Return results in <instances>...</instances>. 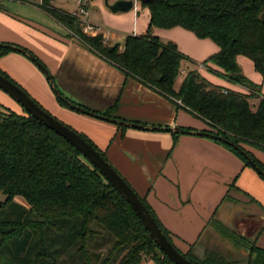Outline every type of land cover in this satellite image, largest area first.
Here are the masks:
<instances>
[{"label": "trees", "instance_id": "16d2710c", "mask_svg": "<svg viewBox=\"0 0 264 264\" xmlns=\"http://www.w3.org/2000/svg\"><path fill=\"white\" fill-rule=\"evenodd\" d=\"M144 5L151 12L150 30L181 26L200 39L214 41L219 51L203 65L234 84L247 87L249 93L216 86L197 69L185 70L184 63L191 62V58L175 42H163L151 33L128 35L122 50L121 44H105L102 33H86L82 22L71 12L58 9L48 0L40 6L121 68L127 78L138 79L203 119L211 137H225L244 149L249 145L264 151V95L246 77L238 61L239 55L248 57L264 77V0H153ZM9 52L16 51L0 47V58ZM0 73L21 86L6 71L0 69ZM182 73L186 77L176 87ZM254 98L259 99L258 104L252 102ZM57 100L70 108L59 97ZM116 105L108 112L86 108L118 118L111 115ZM81 136L109 160L92 139ZM246 150L264 170V163ZM235 151L253 167L241 152ZM0 191L7 196L6 202L0 204V256H4L1 264H175L156 244L127 200L85 154L25 109L18 112L1 102ZM16 197L24 198L28 206L16 202ZM140 198L174 244L146 199ZM8 205L11 209L6 213ZM214 223L227 231L219 220ZM106 246L107 252H103L102 247ZM195 248L196 244L183 253L196 264H264V248L256 243L251 246L247 262L227 258L216 250L200 257L195 255Z\"/></svg>", "mask_w": 264, "mask_h": 264}, {"label": "crops", "instance_id": "0c3cea01", "mask_svg": "<svg viewBox=\"0 0 264 264\" xmlns=\"http://www.w3.org/2000/svg\"><path fill=\"white\" fill-rule=\"evenodd\" d=\"M3 1L6 2L0 5V42L19 45L35 54L54 78L60 92L75 104L108 112L116 103L111 115L127 122L208 130L203 119L190 113L178 101L136 78H127L121 68L73 35L44 6L31 0ZM8 1L18 3L7 4ZM91 4H100V0H87V8ZM51 5L74 12L79 8L80 0H75L74 11L54 3ZM137 12L138 15L135 12L122 15L123 12L111 13L104 8L102 22L107 28L98 21L95 24L88 22L96 29L90 35L109 33L107 44L110 46L121 44L122 37L128 35L169 36L172 41L168 42H175L191 58L192 69L211 79L204 73L207 68L201 67L204 62L195 63L194 60L210 58L219 51L217 44L200 39L181 26L150 30L149 8L145 6L141 14ZM52 25L62 32H56ZM181 34L189 42L207 48L206 57H197L198 54L187 49ZM112 40L114 43L111 44ZM0 69L32 96L41 98L49 111L84 133L107 154L114 168L146 199L180 251L188 252L191 246L196 244L197 247L206 235L212 234L213 224L217 228L214 220H219L226 228L232 223L245 228L256 245L264 248V178L228 145L211 136L179 133L175 136L165 130L131 126L123 129L116 123L66 109L59 105L37 63L20 52L4 54L0 58ZM221 87L232 89L226 85ZM235 87L233 90L249 93L247 87L240 84ZM245 148L264 163L263 150L249 145Z\"/></svg>", "mask_w": 264, "mask_h": 264}, {"label": "water", "instance_id": "95a60500", "mask_svg": "<svg viewBox=\"0 0 264 264\" xmlns=\"http://www.w3.org/2000/svg\"><path fill=\"white\" fill-rule=\"evenodd\" d=\"M106 5L113 12H127L134 7V0H117L113 3H110V0H105ZM143 3H150L153 0H139ZM0 47H7L15 50L16 52H20L26 55L30 60L36 62L42 72L47 77L50 87L57 97L62 99L66 104L70 106L80 113H85L91 116H94L97 119H103L105 121L116 123L118 125H125L127 127H136L140 129H153V130H165L172 133L179 134H197L203 136H210L209 132L206 131H198V130H188L182 128L180 126H152V125H144L136 122H127L118 118H111L109 116H105L101 113H93L86 107H81L78 104H75L68 98H66L62 92H60L54 78L49 74L48 69L42 63L36 60L35 56H33L30 52L24 49L21 46H17L10 43H0ZM0 89L7 92L11 97H13L16 102L21 104L23 109L29 112L35 119L37 118L39 121L47 125L50 129L56 131L59 135H61L67 141H70L82 154H85L92 164L99 169L107 180L113 184V186L121 193L125 200L130 204L131 208L135 211L136 215L139 216L142 224L145 229L150 231L151 236L153 237L156 244L161 248V250L168 256V258L173 261L175 264H196L192 260H189L185 257L184 253L180 251L176 245H174L168 236L161 230L158 222L156 221L153 214H151L150 210L147 208L143 200L140 198L139 194L136 192L133 186L127 182L124 176L120 173L118 169H115L109 160H107L99 151L86 139L81 136V134L72 128L70 125L62 122L58 117L54 114L49 113L45 108L40 106L29 93H27L21 86L16 84L10 78L0 73ZM220 141L226 142L230 146L241 152L248 162L253 165L255 170L262 176H264V170L262 167L257 165L252 157L249 155L248 151L244 149L241 145L234 143L231 140L226 139L221 136H213Z\"/></svg>", "mask_w": 264, "mask_h": 264}, {"label": "rangeland", "instance_id": "374dc122", "mask_svg": "<svg viewBox=\"0 0 264 264\" xmlns=\"http://www.w3.org/2000/svg\"><path fill=\"white\" fill-rule=\"evenodd\" d=\"M31 1H34L38 4V3H40L41 0H31ZM48 1L50 4L54 3L56 5L62 6L63 8L73 10V11L76 10V7H77V6H75V0H48ZM115 1H117V0H110V3H113ZM1 2L5 3L6 1L0 0V5L2 4ZM10 3L11 4H17L18 2H16V3L15 2L12 3V1L7 2V4H10ZM134 4H135L134 7L131 10L127 11V13L135 12L138 15L139 13L137 11H139L141 14L142 8L145 7L144 3L139 1V0H134ZM136 7L139 9H137ZM104 8H107L111 13H114L106 5L105 0H100V4H96L95 6H94V4H91V6L89 8H87V13H88V15L86 16L87 22H89L91 24L92 23L95 24L96 21H98V23H100L101 26H104V28H107V26H105L104 23L102 22L101 11ZM118 13H120V12H118ZM127 13L123 12L122 15H126ZM49 26H51V25H49ZM52 28L54 30H57L56 32H58V31L62 32V30H58L56 26L52 25ZM183 29H185V28H183ZM186 31H188V30H186ZM72 34L75 35L74 33H72ZM180 38L184 42V46H186L187 49L194 51L195 54H198L197 57H206V54H208L209 51L207 48L200 47V46L194 44L193 42H189L188 40H186V37H184L182 34H181ZM160 39L163 40L164 42L172 41V40H170L169 36H166V35L160 36ZM205 39H209V38H205ZM121 40H122L121 41V44H122V42H124L126 40V37L125 38L122 37ZM209 40L212 41L211 39H209ZM212 42L215 43L214 41H212ZM3 43H5V42H3ZM110 43L112 44V43H114V41L112 40ZM200 48H203V49H200ZM199 60L200 61L195 59L194 61H195V63L206 62L209 60V58L208 57L199 58ZM238 61H239V64L241 66V69H242L243 73L246 75V77L249 78L253 83H255V85H256V83H258V86L257 85L256 86L260 88V92L264 93V77L261 75V73L259 71H257L255 69L254 63L252 62V60L246 56L239 55ZM209 64H211V63L209 62ZM184 68L187 70H191L192 68H194L193 62L186 61L184 63ZM204 73H208V76L211 79H208L204 76L203 77L208 79L212 84L219 86V87H221L222 85H226L227 87H230L232 89H236V87H235L236 84L227 80L223 76L221 77V76L215 74L214 72H212L208 69H206ZM185 77H186V74L182 73L178 77L176 84L177 85L181 84V82L185 79ZM32 97L34 99H37V101H39V103L43 106V108H46L47 110L49 109L44 104V102H42L43 100L41 98H40L41 99L40 100L37 97H34V96H32ZM0 102L4 105L6 104V105L10 106L13 109H16L18 112H23L22 107L19 106V104L16 101H14L13 98L9 94H7L5 91L3 92L1 89H0ZM252 102L258 103V98H254L252 100ZM59 105L61 106L60 103H59ZM52 112L53 111H51V113ZM53 114L55 116H57L54 112H53ZM79 133H81V132H79ZM83 135H84V133H83ZM6 199H7V196L3 192L0 191V204L3 205L2 203H5ZM15 201L28 206V203H26L24 198L22 199L21 197H16ZM10 209L11 208L8 205V207L5 208L6 213L10 212ZM213 226L214 227L212 229V234L206 235L204 237L203 241L201 242V244H199L195 248V250H194L195 255L203 257L206 251L216 250L227 258L237 259L240 261H246L247 262L249 260V257H250L251 246H253L255 244L254 243L255 239H252V236L248 233V231L245 228H240L239 226H236V223L235 224L232 223L231 225L227 226V228H228L227 231H222L220 229L215 228L214 224H213ZM245 239H247L248 241ZM106 248H107V246L102 247L103 252H107ZM3 261H4V256H0V264ZM69 264H71V263H69ZM72 264H79V261L77 263H75V261H73ZM144 264H153V262L150 261V262L144 263Z\"/></svg>", "mask_w": 264, "mask_h": 264}, {"label": "built area", "instance_id": "2783aa9c", "mask_svg": "<svg viewBox=\"0 0 264 264\" xmlns=\"http://www.w3.org/2000/svg\"><path fill=\"white\" fill-rule=\"evenodd\" d=\"M45 0H41L40 3H38L39 5H43ZM71 14H73L76 18H78L79 21L82 22L83 25V29L86 33L91 34L94 33L96 31V29L91 26L87 21H85V17L88 15L87 14V0H80V6L79 8L74 11L71 12ZM109 39V33H103V42L105 44H107V41ZM124 49V48H123ZM122 49V50H123ZM204 65H201V67H203Z\"/></svg>", "mask_w": 264, "mask_h": 264}]
</instances>
